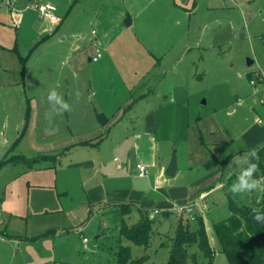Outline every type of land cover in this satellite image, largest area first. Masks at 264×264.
<instances>
[{"label": "rangeland", "instance_id": "374dc122", "mask_svg": "<svg viewBox=\"0 0 264 264\" xmlns=\"http://www.w3.org/2000/svg\"><path fill=\"white\" fill-rule=\"evenodd\" d=\"M86 1L87 4L75 6L64 18L61 26L68 28L63 31L66 41L57 44V48L66 52L73 41V36L68 33L78 30L77 44L91 43L96 46L94 54L99 49L102 57L97 62H64L63 66L55 63L56 58L37 59L32 62L34 67L29 68L27 91L47 90V97L48 91L56 87L63 94L72 110L54 120L59 127L55 133L60 136L71 130L92 129L97 124L93 107L100 99L102 106L108 107L109 102L117 105L120 99H125L128 91L129 95L132 93L131 96L136 97L141 87L149 88L150 101L157 98L154 95H161L160 101L169 109V119L164 120L158 131V139L167 138L157 142L153 152L148 146V158L144 162L147 175L143 177L133 173L137 161L134 152L126 153L122 146L105 147L109 148L105 150L108 165L114 164L113 156L127 165L116 171L108 167L110 170H106V174L112 173L117 194L106 200L103 211H98L97 203L91 204L92 213L87 216H81L85 213L81 207L71 215L68 210L71 204L83 200L77 180L79 174L84 177L87 171L82 168L72 171L66 165L88 158L98 159L102 153L96 148H77L62 159L57 156L55 160L49 157L36 160V164L49 165L45 169H29L26 163H19L23 161L20 157L16 158L17 163L13 160L12 165H2L0 264H118L116 254L120 245L129 247L131 259L145 256L143 264H165L179 218L175 206L191 203L205 192L206 208L200 211L194 208L192 213L194 216L199 214L204 221L214 251L212 264H229L216 241L212 224L229 215L227 198L250 206L253 201H260L259 190L241 194L230 191L239 168L230 167L228 163L235 154L264 142V83L254 87L248 81L256 69L264 71V0H218L223 6L216 11V22L206 24L205 28L202 25L208 21V16L202 14L199 0V10L195 8L196 14L190 20L177 18L181 24L178 29L174 27L168 31L171 34L166 44H160L164 33L158 23L162 21L161 10L152 29H140L135 24L124 25L123 15L127 11H124L123 1L126 0ZM139 1L138 5H141ZM164 1L152 0V8H165ZM166 1L173 6L172 0ZM84 6L85 11H82ZM6 30L9 37L14 35L10 28ZM2 32L0 29V40L6 37ZM96 41L101 45L97 46ZM47 44L40 45L39 54L47 47L50 50L55 47ZM142 44H146V49L153 55H149L146 49L143 51ZM247 59H252L253 63L247 65ZM16 77L0 80V124L9 117L7 130L5 126L2 128L6 136H0V139L9 140L5 151H14L27 158L30 154L27 140H22L23 133L31 127L37 128L39 134L42 131L45 139L42 143L45 144L50 141L49 133L54 129L46 131L47 121L43 122L47 106L42 103L47 102L46 97L38 102L40 109L37 112L30 102H24L23 109L18 107L16 100L23 96L24 87L22 79ZM98 86H101V94L95 91ZM113 92H116L114 100ZM18 117L22 124L19 132L8 136ZM139 123L140 120L136 124L128 122L125 126L129 130L137 128L142 131L143 126ZM108 142L112 143L111 140ZM129 142L126 147L132 150ZM173 149L177 170L174 176H167L164 169ZM5 156L7 154L0 156V160ZM66 174L72 180L67 178L65 183L60 182ZM210 189L215 190L211 192ZM128 202L158 211L147 212L148 216H153L147 246L130 243L120 234L122 223L130 226L139 217L132 204L128 215H122L120 204ZM252 207L261 209L256 204ZM164 212L169 214L165 216ZM80 223H86L80 233L86 242L74 232ZM197 226V220H189L191 230ZM188 252H198L197 247H189ZM186 264H192L191 258Z\"/></svg>", "mask_w": 264, "mask_h": 264}, {"label": "crops", "instance_id": "0c3cea01", "mask_svg": "<svg viewBox=\"0 0 264 264\" xmlns=\"http://www.w3.org/2000/svg\"><path fill=\"white\" fill-rule=\"evenodd\" d=\"M38 1L42 3L43 2L51 3L56 6L55 13L57 15V20L55 22H51L48 19L39 18L37 11L34 8L29 7L30 0H18L14 8H9L6 5L0 3L1 32L3 31L2 33L5 34L7 28H10L14 32V35L12 37H9L6 33V37L0 40V57H1L0 80H2L1 78H8L9 76L10 77L18 76L16 78H21L23 82L24 90L22 92L23 98L20 97L16 100L18 107L19 108L21 107V109H23L24 102H27V104L30 102L32 106L35 108L36 112L38 108L40 109L38 102L40 101L41 98L46 97L45 94L47 90L45 91L37 90L33 92L27 91L26 78L28 77L27 75L31 65L32 67H34L32 62L40 58L43 59L44 57L56 58L55 63H61V66L64 65L63 64L64 62H70V63H76L77 61L92 62L91 57L94 55V47H96L91 43L90 44L86 43V45L85 44L82 45L81 43L77 44V40L79 39V32L78 30L77 31L73 30L68 33V35L73 36V41L70 43L68 50H66L65 52L64 49L57 48L58 47L57 44H64L66 41V36L64 35L63 31H67L68 28L67 26L65 27L61 26L64 18H66L67 15L74 10L75 6L78 7L87 4L86 0H38ZM138 1L131 0V3L130 0L123 1L124 11H127L126 13H129L131 19V23L129 26L135 24L136 27L140 29L145 27H147L148 29H152L154 23L157 22L156 18L159 16L161 10V12L163 13L162 21L158 23L160 24V28L161 30L164 31V33H162V40L160 44H166V42L169 40L171 32L168 31H172L174 27L178 29V27L181 24V20L179 21L177 20L178 17H181L182 19L185 20L186 19L190 20L191 16L196 14L194 11L195 8L199 10L198 9L199 0H172V5H173L172 7H170L167 4V1L165 0L164 1L165 8L162 6L160 7L158 6L157 8L155 7L152 8L153 5L152 4L153 2H151L152 0L150 1L146 0V2L144 3H140L139 1L141 5H138ZM200 3L202 4V11H201L202 14L205 13L208 16V21L204 22L202 25L203 28H205L206 24H212V23L214 24L216 22V11L222 8L223 4L219 5L218 0H200ZM129 4H131V6H129ZM82 8H84L82 9V11H85L86 7L84 6ZM175 10H178L180 12H176ZM123 17L125 18L124 15ZM90 18L91 17H89V19ZM138 36L141 39H143V37L140 35L139 32H138ZM137 39L139 41L141 40L138 37ZM109 42L106 45H108ZM42 43H48L47 45L51 44L54 45L55 47H53L52 50H50V48L48 49V47L43 49L41 54H43L44 56L41 57L40 56L41 54H39V52L41 51L40 45ZM97 44H98L97 46H100L101 45L100 41H98ZM141 49L144 51V49H146V44H142ZM146 51L149 52L150 50L146 49ZM149 55H153V53L149 52ZM59 60L60 62H58ZM47 62H50V59ZM43 66H45V64H43ZM119 88L121 89V87ZM95 91H98L101 94V86L96 87ZM148 91L151 92V89L147 88L145 90V87H141V91L140 90L137 91L138 93H136V97L131 96L132 93L129 95V91H128L123 101H121V99L119 98L120 99L119 102H121V104H119L118 102L117 105L115 104L111 105L112 103L109 102L110 104L108 107L102 106L100 99V102H97L96 105L93 107L97 124H95L93 128L91 127L92 129L86 131H76V132H73L71 130L60 136L57 133L51 134L50 141L45 144L42 143V140H45L44 135L41 133L42 131L39 134L37 128L35 129L36 130L35 131L31 127L23 133L22 140L24 141L26 139L29 144L28 146V144L26 143L27 147L29 148L28 152L30 154V156L27 158L30 160H34L32 163H29L28 165L26 164L29 169L48 168L49 165H47L46 163L44 165H41V162L36 164V160L38 159L47 160L45 159L46 157L55 160V157L57 156H59V159L60 158L62 159L63 157L72 154L73 150L77 148L91 147V148H96L98 153H102V156L96 160L92 158H88L80 161H73L70 162V164L66 165L72 171L73 170L79 171V169L81 168L84 171H87L84 177H82L81 174H79L77 180V183L79 182L81 186L80 188L82 189L83 192V200H79L78 202L73 203L68 207L70 215L74 213L75 209L81 207L82 212H85L81 216H84V214H86L85 216H87L89 212L92 213L91 204L94 203H97L98 211H103V209H105L104 206H106L105 204L106 200H110L108 198L112 196L115 197V195L117 194L116 190L118 189H116V187H114L113 185L114 182L111 176L112 173L107 175L106 170L109 171L110 169H112L116 171L117 169H123L124 165H127V163H122L116 156H113L111 160L112 162H114V164L108 165L107 159L105 157L106 155L105 150H108L109 148L106 149L105 147H110V145H113L114 147L121 148L122 146L124 148L123 150L124 152L126 153H129L130 151L134 152L133 153L134 159L137 160L135 165L137 163L145 164L144 163L145 158L146 159L148 158V152H149L148 146L149 149L152 150L153 152V148L156 145V143L160 142V140L162 139L167 138V137H163L161 139H158V131L159 128L162 127V124L165 123L164 120L169 119L168 118L170 114L169 109L166 105L163 104L162 100L160 101L161 95H154V97L155 96L157 97L155 99L157 101H155L154 99L150 101L149 98H151V96L149 93L147 94ZM115 95L116 92H113V98H112L113 100L115 99ZM170 102L174 103V101H170ZM166 103L169 102L166 101ZM42 105L47 106V102L42 103ZM143 106H145V108ZM124 107H125L124 111H121V109ZM161 116L165 118H162ZM72 119L74 120V117ZM137 119L140 120L139 124L143 126L142 131L138 130L137 128L134 129L132 128L129 130L125 126L128 122H130L131 124H136V122L138 121ZM20 120L21 119H19L18 117V119L14 122L13 126L10 127L8 136L17 135L19 129L22 126ZM134 120L137 121L132 122ZM3 121L4 122L0 124V136L4 137L6 136L5 134L6 132L2 131V128L5 126L4 128L7 130L9 126V117L4 118ZM43 122L45 123V120ZM30 124L33 125V122ZM113 136L115 137L113 138ZM109 140H111L112 143H109L108 142ZM121 141H124V143L122 144ZM127 142L132 144V150L126 147ZM8 145H9L8 139L5 138L2 140L0 139V156H3V154H7V156H5L4 158H10L14 154H19V153H14V151L11 152L5 151ZM152 152L150 153L152 154ZM114 158H116V160H114ZM19 163L22 165L24 164L21 161ZM12 164L6 163L4 165H12ZM135 165L132 168L134 169L133 170L134 174H136ZM52 167H56V165H53ZM108 167H110V169H108ZM100 170H101V178L99 177ZM67 178L69 180H72L70 178V175L66 174V176H63L62 179H60V182L65 183L66 181H68ZM85 178H87L86 181ZM56 182H57V178H56ZM213 190L215 189H210L209 191L212 192ZM66 192L67 194H69L68 191ZM206 193L207 192L202 193L197 199L191 201L193 202L197 200V203L194 207L199 209V211L202 210L203 208H206V205L204 203H206L207 199L206 201L205 198L203 200L202 199L198 200L201 196L207 195ZM0 195H2V193ZM75 204L77 205L75 206ZM152 210L149 211L151 212ZM127 215L128 214H125V216ZM77 223L78 222H76L75 224ZM86 223L84 224L80 223V225L78 224L79 227L76 225V227L78 228L74 232L79 233L78 235L80 237H81L80 233L82 232L83 228L86 226Z\"/></svg>", "mask_w": 264, "mask_h": 264}, {"label": "trees", "instance_id": "16d2710c", "mask_svg": "<svg viewBox=\"0 0 264 264\" xmlns=\"http://www.w3.org/2000/svg\"><path fill=\"white\" fill-rule=\"evenodd\" d=\"M255 149H257L259 156V168L255 173V178H262L264 177V142ZM11 157L0 160V168L7 160H11L10 163L13 160L18 162L16 161L17 157H20L19 159L23 160L21 162L27 165L34 161L20 154H14ZM259 196L260 201H253L252 205L256 204L258 208H262L264 206V191H260ZM227 203L229 215L225 219L212 224L221 252L224 253L229 264H264V226L252 224L248 219L250 212L257 208H253L252 205L237 203L230 198H227ZM131 204L129 202L120 204L122 215L128 214L131 210ZM132 205H135L139 218L130 226L122 223L120 234L131 243L147 246L153 217L148 216L147 212L149 210L137 207L134 203ZM168 214V212L163 213L165 216ZM189 220L184 215L179 216L175 236L169 245V255L165 264H186L188 258H191L192 264H212L214 251L208 239L204 221L199 217V214L195 215L194 220L198 221V226L191 230ZM193 245L197 247L198 252L189 254L188 248ZM116 256L118 264L126 262L128 264H143L145 260V256L131 259L129 247L122 245H120Z\"/></svg>", "mask_w": 264, "mask_h": 264}, {"label": "clouds", "instance_id": "9594fccd", "mask_svg": "<svg viewBox=\"0 0 264 264\" xmlns=\"http://www.w3.org/2000/svg\"><path fill=\"white\" fill-rule=\"evenodd\" d=\"M79 95V92H77V99H79ZM46 101L47 108L44 112V120L47 121L46 131L48 129H54V131L49 133L54 134L59 131V127L54 123L55 118L62 117L65 112H70L72 108L64 99L63 94L57 91L56 87L48 91ZM258 161L259 156L255 148L235 154L231 158L228 165L239 168V172L236 174V180L230 186V191L233 194L250 193L255 190L264 191V177L255 178V173L259 168Z\"/></svg>", "mask_w": 264, "mask_h": 264}, {"label": "built area", "instance_id": "2783aa9c", "mask_svg": "<svg viewBox=\"0 0 264 264\" xmlns=\"http://www.w3.org/2000/svg\"><path fill=\"white\" fill-rule=\"evenodd\" d=\"M18 0H0L1 4L6 5L9 8H14V6L16 5V2ZM29 7L34 8L37 13L39 18L41 19H48L51 22H55L57 20V15L55 13L56 11V6L54 4L51 3H45V2H39L38 0H30L29 2ZM101 57V52L99 49L96 50L95 54L91 57L92 61H97L98 58ZM249 84L256 87L257 84H261L264 83V71L260 68L256 69L255 72L253 73V76L251 79L248 80ZM264 95V94H263ZM262 101V100H261ZM258 122L262 123V119L258 118ZM114 160H116V158H114ZM135 172L136 175L143 177L147 175V167L142 164V163H137L135 165ZM206 201V195L205 196H201L198 200L200 199H204ZM197 200L191 202V203H187V204H183V205H178L175 206V211L178 212V215H184L187 218H189L190 220H194V214L192 213V211H194V206L196 205ZM1 211V210H0ZM154 213H158V211L156 209L153 210ZM0 222H1V218H0ZM2 238V236H0V239ZM82 240L84 242H86V238L83 237Z\"/></svg>", "mask_w": 264, "mask_h": 264}, {"label": "water", "instance_id": "95a60500", "mask_svg": "<svg viewBox=\"0 0 264 264\" xmlns=\"http://www.w3.org/2000/svg\"><path fill=\"white\" fill-rule=\"evenodd\" d=\"M125 26H129L131 23L129 13L125 14V18L123 20ZM247 65H251L253 63L252 59H247ZM177 170V157L175 154V150L173 149L170 155L169 162L164 170V174L167 176H174ZM248 219L252 224L264 226V206L259 210H253L248 215Z\"/></svg>", "mask_w": 264, "mask_h": 264}]
</instances>
